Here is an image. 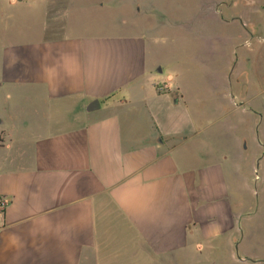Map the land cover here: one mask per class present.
I'll return each instance as SVG.
<instances>
[{"label":"crops","instance_id":"0c3cea01","mask_svg":"<svg viewBox=\"0 0 264 264\" xmlns=\"http://www.w3.org/2000/svg\"><path fill=\"white\" fill-rule=\"evenodd\" d=\"M27 1L0 0L26 25L0 34V264H193L216 242L236 257L247 174L264 177V0L185 22L201 73L163 82L167 51L189 60L178 29L152 43L153 0V27L98 33Z\"/></svg>","mask_w":264,"mask_h":264},{"label":"rangeland","instance_id":"374dc122","mask_svg":"<svg viewBox=\"0 0 264 264\" xmlns=\"http://www.w3.org/2000/svg\"><path fill=\"white\" fill-rule=\"evenodd\" d=\"M98 0H28V5L22 7L24 11L57 14L63 16L67 12V9L72 8V16L70 21L75 30L85 33H98L105 31L123 30L125 28L132 29L131 24L138 26L136 29L145 27L151 28L155 24V17H151L145 14L146 7L149 6L148 0H102L104 7L98 8L95 3ZM152 1V0H150ZM224 0H153L155 7L163 13V21L166 24L159 25L156 29L152 28L150 38L152 43H167L168 46H173L175 41V29L181 32L179 42H183L186 48L183 49L182 55H186L187 59L191 58L190 54L192 49H195V45L201 42V38L192 33L190 28H186L185 22L195 23V16L198 12L206 11L208 6H213L215 11H224ZM226 1V0H225ZM233 4V0H231ZM238 1V0H234ZM237 3V2H236ZM235 3V4H236ZM239 7L236 5L233 8H228L227 11L231 14L238 15ZM37 9V10H36ZM47 10V11H46ZM141 12L137 15L136 12ZM227 12V13H228ZM5 16L0 14V34L5 32L12 35L16 32V29L25 28L23 20H19L16 17ZM1 17L3 19L1 20ZM128 23V24H126ZM22 26V27H21ZM130 27V28H129ZM161 27V29H160ZM227 27L225 24H217L215 28L224 32ZM123 28V29H122ZM142 30V29H141ZM170 50V48H169ZM174 50V49H173ZM187 51V53H185ZM184 58V56H183ZM166 59L169 60L168 65L162 72L157 70L154 73V77L160 79V82L166 81L168 75L174 78L175 73L184 72V76L190 74L201 73L203 66H199L196 62L189 60L187 64H181L182 66L174 67L179 58L176 60V56L171 51L166 52ZM174 83H171L173 85ZM253 155V150H248V156ZM248 175V181L252 187V193L246 195V211L243 214L241 220V230L243 237L247 230L251 231L250 234L245 235L242 243V248H236L234 245L230 247V251H236V257L229 258L222 254L227 250V244L224 242H216L214 247H204L205 249L212 250L214 257H195L184 262H192L193 264H264V259L250 258L248 260L238 259L242 255V251H245L247 255H264V242L258 240V242L250 241L254 238L255 227L259 234L264 232V177L259 170H251ZM238 257V258H237Z\"/></svg>","mask_w":264,"mask_h":264},{"label":"built area","instance_id":"2783aa9c","mask_svg":"<svg viewBox=\"0 0 264 264\" xmlns=\"http://www.w3.org/2000/svg\"><path fill=\"white\" fill-rule=\"evenodd\" d=\"M6 206V201L5 200H0V207L4 208Z\"/></svg>","mask_w":264,"mask_h":264}]
</instances>
